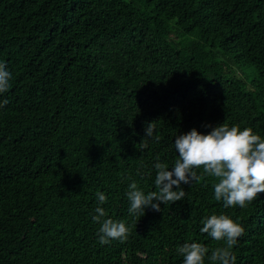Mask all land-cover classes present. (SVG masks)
<instances>
[{"label": "trees", "instance_id": "obj_1", "mask_svg": "<svg viewBox=\"0 0 264 264\" xmlns=\"http://www.w3.org/2000/svg\"><path fill=\"white\" fill-rule=\"evenodd\" d=\"M0 62V264H183L185 243L224 246L200 231L212 214L244 228L235 264H264V194L224 208L197 169L159 212L126 197L156 191L157 157L171 168L192 129L264 137V0H0ZM97 206L126 241L99 243Z\"/></svg>", "mask_w": 264, "mask_h": 264}, {"label": "clouds", "instance_id": "obj_2", "mask_svg": "<svg viewBox=\"0 0 264 264\" xmlns=\"http://www.w3.org/2000/svg\"><path fill=\"white\" fill-rule=\"evenodd\" d=\"M11 79L7 65L0 62V94L9 90ZM7 103L6 99L3 100L0 107ZM145 137L139 144L141 150L148 148L149 139L159 142L155 122L146 126ZM174 147L179 155L171 168L167 163L159 162V157L154 164L156 191L145 194L136 182L129 185L126 197L130 216L142 217L146 208L159 212L161 204L181 201L186 196L181 185H192L201 178L197 169H202V175L215 179L214 198L222 201L224 208H244L264 194V137L254 133L252 128L241 130L239 126L229 127L224 123L212 128L206 135L192 129L176 136ZM174 187L176 190H173ZM97 199L99 205L107 202L106 196L99 192ZM95 213L92 219L100 225L97 235L101 245L128 239L131 227L125 221L105 218L108 214L100 206L95 208ZM201 223L203 227L200 231L217 242L222 241L224 246L213 249L208 256L209 249L203 244L185 243L177 248L178 254L183 257V264H205L206 257L211 264H235L232 249L244 235L243 226L224 214H212Z\"/></svg>", "mask_w": 264, "mask_h": 264}]
</instances>
